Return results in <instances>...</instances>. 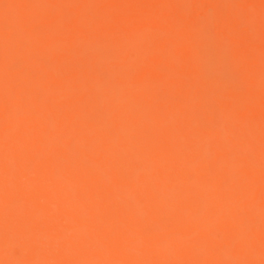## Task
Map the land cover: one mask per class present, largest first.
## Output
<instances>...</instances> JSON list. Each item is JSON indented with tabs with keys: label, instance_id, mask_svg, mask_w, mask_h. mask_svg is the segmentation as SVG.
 <instances>
[{
	"label": "clouds",
	"instance_id": "9594fccd",
	"mask_svg": "<svg viewBox=\"0 0 264 264\" xmlns=\"http://www.w3.org/2000/svg\"><path fill=\"white\" fill-rule=\"evenodd\" d=\"M6 2L0 264H264V0H159L125 33L105 0ZM188 31L211 79L173 75Z\"/></svg>",
	"mask_w": 264,
	"mask_h": 264
},
{
	"label": "bare ground",
	"instance_id": "6f19581e",
	"mask_svg": "<svg viewBox=\"0 0 264 264\" xmlns=\"http://www.w3.org/2000/svg\"><path fill=\"white\" fill-rule=\"evenodd\" d=\"M260 5V0H254ZM159 0H105L104 6L115 9H127L130 15L119 16L118 23L113 24V30L125 33L136 22L148 23V17L142 13L158 6ZM9 6L20 9L26 7L25 0H8L3 7ZM8 24V18L5 16V26ZM180 54L176 57V66L173 75L177 81L198 83L197 76H203L205 79H211L214 75L215 55L211 48L202 46L200 38L193 32L188 31L180 40ZM182 95L178 99H182ZM259 118V112H257ZM161 147H164L162 144Z\"/></svg>",
	"mask_w": 264,
	"mask_h": 264
}]
</instances>
